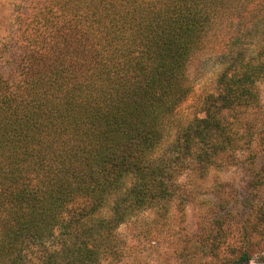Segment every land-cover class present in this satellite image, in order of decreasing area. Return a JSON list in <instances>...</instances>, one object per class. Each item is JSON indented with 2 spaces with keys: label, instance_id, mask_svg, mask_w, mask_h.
Wrapping results in <instances>:
<instances>
[{
  "label": "trees",
  "instance_id": "trees-1",
  "mask_svg": "<svg viewBox=\"0 0 264 264\" xmlns=\"http://www.w3.org/2000/svg\"><path fill=\"white\" fill-rule=\"evenodd\" d=\"M48 5L19 81L0 75V264L119 263L121 225L170 201L189 164L205 173L235 149L225 114L264 83V0ZM205 50L214 91L179 120Z\"/></svg>",
  "mask_w": 264,
  "mask_h": 264
},
{
  "label": "rangeland",
  "instance_id": "rangeland-1",
  "mask_svg": "<svg viewBox=\"0 0 264 264\" xmlns=\"http://www.w3.org/2000/svg\"><path fill=\"white\" fill-rule=\"evenodd\" d=\"M53 0H0V75L20 79L32 40L49 34ZM38 47V46H37ZM219 58L199 52L190 66L194 90L176 112L186 121L214 91ZM251 106L226 113L235 149L201 173L189 164L177 176L176 195L119 227V263L264 264V83ZM174 136L170 137L172 140ZM248 253L249 260H239Z\"/></svg>",
  "mask_w": 264,
  "mask_h": 264
}]
</instances>
